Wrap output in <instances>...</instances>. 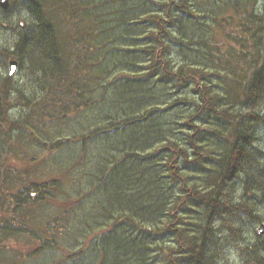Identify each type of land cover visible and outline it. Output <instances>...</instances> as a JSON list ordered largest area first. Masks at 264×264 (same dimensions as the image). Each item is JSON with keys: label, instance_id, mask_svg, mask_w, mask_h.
<instances>
[{"label": "trees", "instance_id": "16d2710c", "mask_svg": "<svg viewBox=\"0 0 264 264\" xmlns=\"http://www.w3.org/2000/svg\"><path fill=\"white\" fill-rule=\"evenodd\" d=\"M11 8L17 28L0 36V130L24 124L23 139L47 153L67 147L71 164L27 168L25 180L19 156L0 148V264H217L229 247L244 264H264V237L242 244L239 223L260 222L251 214L264 202V0ZM23 90L33 96L22 101L28 114L12 122L8 103ZM166 176L170 189L154 193ZM94 201V219H69ZM35 212L42 218L29 228ZM63 216L73 241L49 226ZM218 220L226 244L215 241Z\"/></svg>", "mask_w": 264, "mask_h": 264}, {"label": "bare ground", "instance_id": "6f19581e", "mask_svg": "<svg viewBox=\"0 0 264 264\" xmlns=\"http://www.w3.org/2000/svg\"><path fill=\"white\" fill-rule=\"evenodd\" d=\"M8 7L3 9L2 11L0 10V36H11V34L14 33V31L16 30L17 26L16 23L17 21H14L13 19L16 17L17 13L11 8V0H8ZM3 16H5L3 18ZM8 17V18H7ZM3 19V20H2ZM7 19H11L10 22H12L11 24H9L8 22H5L4 20ZM40 25L37 23L36 24V30H39ZM28 28V27H27ZM11 29H13V32L11 31ZM27 33V35L32 36L35 34V30L32 27V30L30 29H25L22 30V32ZM40 31V30H39ZM14 35V34H13ZM39 89V88H38ZM39 90H44V88H40ZM37 91L38 93H40V91ZM57 94V93H55ZM59 95V93L57 94ZM29 96H31V94L26 91L23 90V92H19L18 96L15 95L14 98H11L12 100L8 103L10 107H15L18 103H21L23 109L20 112H17V117L14 116L12 122L18 121L20 119H22V117L24 118L25 115L28 114V110L25 108H27V102L25 101V104L22 102L24 101L26 98H28ZM36 96V94L34 95ZM33 97V96H31ZM25 110V111H24ZM27 111V113H26ZM1 117V115H0ZM261 125H264V123H262ZM5 130H0V148L7 153H15L17 154L20 158L18 161V167H21L22 171L18 172V174L16 175V177L18 176V178H25V180L30 179L28 172L24 171L27 168H33L34 170L32 171H44L46 174H49V170L53 167H51L53 165V160L55 163H57L56 159L57 157H62V153H65V151L67 150V147L60 149L57 152H53V153H47V151H44L40 146L44 143L42 141H36L35 139H28V142L23 139V131L22 128H24V124L23 125H12L10 123H5ZM19 130V131H18ZM95 130V128H93V131ZM258 132L259 129L257 130L256 133V145L261 147L262 152L264 154V149L261 146L260 143V139L258 136ZM93 133V134H92ZM90 133L88 136H91L90 138H96L97 135H95V132ZM22 145H30V147H27L25 150H21L20 151V147ZM47 154H54L49 155L51 156V158H48ZM62 154V155H61ZM53 157V158H52ZM46 159L45 163H40L43 162ZM32 160H37V161H32ZM40 163V164H39ZM54 163V164H55ZM49 167V168H47ZM242 178V177H241ZM244 181H236V179L233 181L232 184H234V188H241V186H243ZM261 183V188L260 189H264V175L260 180ZM156 184L162 185V186H158V185H154L151 187V190L156 193L158 191L163 192L164 188L165 189H170V188H166L169 185L168 182V176L165 177H158L157 178V182ZM56 188L58 189V191L60 192V194L62 195L65 192V186H61V185H55ZM164 186V187H163ZM160 188V189H159ZM134 195V194H133ZM71 197H73L72 195H70ZM32 198H34V195H32ZM21 199H24V197H21ZM99 202L94 201L92 203L91 206H88L87 209L80 208V209H76L74 212H72L71 217L69 218L70 220H74V219H78L80 221H91L92 219H94L96 217V213L94 212V208L98 205ZM63 208V207H61ZM60 208V209H61ZM66 209V208H65ZM61 212H64L65 210L61 209ZM40 212H35V213H31V215H29V218L31 219V226L29 228H34V222H37L39 220H41V216L39 215ZM64 217V216H63ZM66 220L64 222H62L61 224H55L51 221H49V226H51L53 229H57V231L60 234H70L66 231L65 227H69L70 226V220L67 218V216L64 217ZM70 236L72 237V241H73V235L70 234ZM80 238H78L79 241Z\"/></svg>", "mask_w": 264, "mask_h": 264}, {"label": "rangeland", "instance_id": "374dc122", "mask_svg": "<svg viewBox=\"0 0 264 264\" xmlns=\"http://www.w3.org/2000/svg\"><path fill=\"white\" fill-rule=\"evenodd\" d=\"M13 98H14V96H13ZM22 109H23V107H22L21 103H18L15 107H13L11 109V114L14 115L15 117H17V112H20ZM26 109L27 108H25V110ZM26 113H27V111H26ZM259 126L260 127H258L259 128L258 136L260 139L261 146L264 149V125H259ZM56 161L59 164V166H64V165L67 166V165L71 164V159L66 154H63L62 157L61 156L57 157ZM54 163L55 162L53 160V164ZM55 165H56V163H55ZM47 168H49V167H47ZM73 177H75V176H73ZM236 196L237 195H235V197ZM235 200L238 201L239 198H235ZM257 201H259V200L258 199L256 200L255 210L253 211L251 216H253V217L259 216L260 222H258L257 220L251 219L247 215L246 216L242 215V217H240L242 221L238 218L240 221L239 223L241 224V228H242L241 235H242V238L244 240V243H242V244H248V245L252 246L253 243H256L258 240H260L262 238V237L257 236L256 229L260 223H264V202L259 203ZM92 203H89V204H87V206H84V209H87L88 206L92 205ZM225 218L229 219V216H226ZM231 220H234V219H231ZM222 224H223L222 220H218L214 224V229L216 230V240L215 241H217V244H226L229 242L228 241V231L226 230L225 227L222 226ZM220 258H221V260L217 264H244L242 262V259L240 258L239 251H237L236 248H233V247H229L228 250L225 252V254H222L220 256Z\"/></svg>", "mask_w": 264, "mask_h": 264}, {"label": "water", "instance_id": "95a60500", "mask_svg": "<svg viewBox=\"0 0 264 264\" xmlns=\"http://www.w3.org/2000/svg\"><path fill=\"white\" fill-rule=\"evenodd\" d=\"M8 0H0V7L2 9H5L8 7ZM10 66H11V70H10V74H12L16 68V62L15 61H10ZM257 235H264V223L260 224L257 228L256 231Z\"/></svg>", "mask_w": 264, "mask_h": 264}]
</instances>
